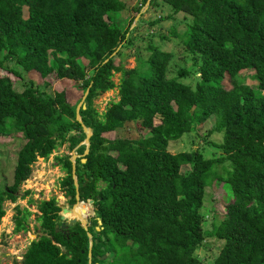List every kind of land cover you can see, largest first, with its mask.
I'll return each mask as SVG.
<instances>
[{"label": "trees", "instance_id": "1", "mask_svg": "<svg viewBox=\"0 0 264 264\" xmlns=\"http://www.w3.org/2000/svg\"><path fill=\"white\" fill-rule=\"evenodd\" d=\"M147 1L185 15V30L175 34L193 56L199 76L194 87L181 80L184 68L167 77L171 54L153 44L145 70L115 64L133 41L122 18L124 0H0V68L14 61L38 72L45 86L55 77L88 90L79 114L92 130L83 155L85 133L63 90L51 95L28 85L18 91L0 75V135L17 133L23 140L11 181L0 190V221L4 202L16 200L38 157L48 158L67 141L82 154L75 162L88 230L77 221L55 231L62 208L54 197L40 201L36 214L16 207L14 232L27 230L29 215L41 230L21 264H206L196 252L208 236L222 241L211 264H264V0H138L135 15ZM118 71L119 99L100 116L93 99L115 87ZM225 76L229 89L222 85ZM210 116L215 124L206 135L222 133V141L213 142L221 156L168 151L170 141ZM127 122L147 132L137 139L104 136ZM55 160L73 206L70 156ZM214 179L230 185L232 201L205 232L200 208ZM64 217H78L77 205ZM107 253L109 259L100 258Z\"/></svg>", "mask_w": 264, "mask_h": 264}, {"label": "rangeland", "instance_id": "2", "mask_svg": "<svg viewBox=\"0 0 264 264\" xmlns=\"http://www.w3.org/2000/svg\"><path fill=\"white\" fill-rule=\"evenodd\" d=\"M124 2L126 10L123 12L122 18L125 21L124 26L129 25L127 38H133V41L122 49L121 56L114 58L115 64H120L124 69L137 68L138 70H145L148 66L147 59L150 54L148 46L153 44L171 54L166 72L167 77L176 76L178 70L184 68L188 71V74L182 77L181 80L194 87L199 76L194 66L192 54L185 49L179 36L185 30V23L187 22L185 15L183 13H173L168 5L162 3L151 7L149 4H145L140 12L135 15L133 6L138 0H124ZM24 15H27L26 12H24ZM131 17L132 21L129 23ZM80 63L85 64L86 60L80 59ZM0 75H7L18 91L28 85H33L40 91L51 95L63 90L68 103L76 106L82 102L84 104L85 91L82 87L74 85L71 80H58L52 77L49 86H45L38 72L34 70L25 71L17 66L14 61H4V67L0 68ZM120 78L121 72H114L112 80L115 87L93 99V106L100 116L112 101L119 99ZM250 80L248 77L244 78V82L247 84H250ZM222 85L226 89L231 87L228 76L224 77ZM154 122L157 124L159 122L158 118ZM214 124L215 117L210 116L205 122L197 124L194 129L184 134L180 139L170 141L167 146L168 151L176 153L198 149L208 158L221 156V150L213 142L220 143L222 133L212 131L206 135ZM146 130H139L134 122H127L116 132H108L104 136L107 138L117 136L137 139L140 134L146 133ZM19 135L17 133H13L12 136L0 135V190L5 187V184L9 185L11 181L16 151L23 142ZM77 147L70 149L67 141L53 150L48 158L38 157L31 165L30 176L20 185L16 200L14 202L10 200L4 202L5 215L0 221V264H21L27 246L32 240L36 239L38 234H41L39 222L34 218V215L27 217L26 231L14 232L16 207H19V209L27 208L32 214H36L39 213L37 209L39 202L51 197L56 199L61 208L72 207L68 203L69 197L64 194L60 187V180L65 176V171L55 163V157L63 155L71 157L73 153L76 158L82 157V154L76 150ZM186 168L188 166H183L182 170ZM30 200L31 202H29ZM231 201L232 190L230 185L214 179L206 188L203 205L200 208V213L204 217L203 228L205 232L211 231L212 222L216 225L221 221L226 215V206ZM69 208L65 213H68ZM221 244L222 241L208 236L196 254L200 259H204L206 264H211ZM110 257L111 254L107 253L104 258L109 259Z\"/></svg>", "mask_w": 264, "mask_h": 264}, {"label": "water", "instance_id": "3", "mask_svg": "<svg viewBox=\"0 0 264 264\" xmlns=\"http://www.w3.org/2000/svg\"><path fill=\"white\" fill-rule=\"evenodd\" d=\"M148 1L146 2V5H148ZM88 93V90L85 91L84 93V97H86ZM80 108H85V105L82 103H79L77 104L76 106V120L78 122L81 123V126L83 128V131L85 133V139L81 142V143H84L86 145V148L84 150V153L83 155H86L88 154L89 152V145H90V137L92 135V130L87 127L86 125L83 124L82 120H81V116L79 114V110ZM85 158H82L81 159V162H85ZM70 161H71V164H72V178H73V183H74V186H75V190H76V195H75V198H76V203L72 206V207H68L69 210L74 208L77 204H79V184H78V180H77V174H76V155L73 153L72 156L70 157ZM68 208H62L61 210V214L59 216V220L61 221L60 224H55V231H61L63 229H67L69 226L75 224L77 221H79L81 223V225L84 227L85 230H88V226H87V223H86V216H84L83 214H81L82 216H78V217H75V218H71V219H66L64 217V212H66L68 210ZM82 213L83 210H82ZM91 214H94V211L91 212ZM98 223L100 224L101 221L99 220ZM87 236H88V239H89V247L92 246V234L87 231ZM89 257H91V253L89 252L88 254ZM105 255L101 256L100 258H104ZM89 264H91V260H89Z\"/></svg>", "mask_w": 264, "mask_h": 264}, {"label": "bare ground", "instance_id": "4", "mask_svg": "<svg viewBox=\"0 0 264 264\" xmlns=\"http://www.w3.org/2000/svg\"><path fill=\"white\" fill-rule=\"evenodd\" d=\"M80 197V196H79ZM79 202H80V198H79ZM77 207H78V216L80 217V216H82L81 214H83L82 213V207H81V204L79 203V204H77ZM65 213V212H64Z\"/></svg>", "mask_w": 264, "mask_h": 264}]
</instances>
